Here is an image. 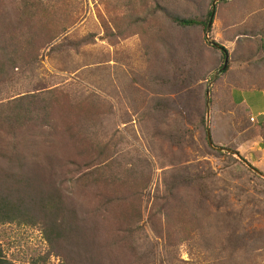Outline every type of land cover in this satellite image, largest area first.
<instances>
[{"label":"rangeland","instance_id":"374dc122","mask_svg":"<svg viewBox=\"0 0 264 264\" xmlns=\"http://www.w3.org/2000/svg\"><path fill=\"white\" fill-rule=\"evenodd\" d=\"M240 74L264 89V0H0V205L59 200L0 224L6 259L264 264Z\"/></svg>","mask_w":264,"mask_h":264},{"label":"trees","instance_id":"16d2710c","mask_svg":"<svg viewBox=\"0 0 264 264\" xmlns=\"http://www.w3.org/2000/svg\"><path fill=\"white\" fill-rule=\"evenodd\" d=\"M215 12H216L215 9L210 10L207 13L206 21H201L198 19H191V18L186 19V18H180V17H176L173 20L177 25L184 27V28H192V27H198V26H204L205 28L209 24L211 18L215 15ZM223 53H224L223 58L225 60L226 54H227L226 49H223ZM228 70H229V66H227V69L223 72L226 73L228 72ZM208 139H209V136H208ZM32 200L33 201L31 202L32 203L31 207L25 206V204L27 203L23 201H21L19 206H15V207H9L7 205H3L1 207L0 205V224L7 223V222H16L18 220L32 222L31 218H34L33 215L36 213L37 210L41 211V209H43V211L46 213L49 211V207L51 203L55 205L59 204V200H51V199L44 200V199H39L38 196L33 197ZM29 204L30 203H28L27 205ZM49 213L50 215L52 214L55 216V214L52 211H49ZM60 235L61 237L64 236L62 235L61 232H60ZM0 264H14L6 259L1 247H0Z\"/></svg>","mask_w":264,"mask_h":264},{"label":"crops","instance_id":"0c3cea01","mask_svg":"<svg viewBox=\"0 0 264 264\" xmlns=\"http://www.w3.org/2000/svg\"><path fill=\"white\" fill-rule=\"evenodd\" d=\"M253 78L254 77L240 74L238 81L234 83L235 88L231 90V102L234 107L243 109L246 112L247 117H251L253 120H255L254 118H257L258 123L263 122L264 124V89H245L241 86L245 84H260L257 81H251ZM259 119H263V121H260Z\"/></svg>","mask_w":264,"mask_h":264},{"label":"water","instance_id":"95a60500","mask_svg":"<svg viewBox=\"0 0 264 264\" xmlns=\"http://www.w3.org/2000/svg\"><path fill=\"white\" fill-rule=\"evenodd\" d=\"M214 17V16H213ZM213 17L211 18L209 24H208V27H207V30L209 31L212 27V24H213ZM215 47H218L219 49H221L223 51L224 48H222L221 46L217 45V44H214ZM228 63H229V56L226 54V58H225V63H224V66L222 68L221 71H225L227 69V66H228ZM208 136H209V142L212 143L211 141V134L210 132L208 131Z\"/></svg>","mask_w":264,"mask_h":264},{"label":"built area","instance_id":"2783aa9c","mask_svg":"<svg viewBox=\"0 0 264 264\" xmlns=\"http://www.w3.org/2000/svg\"><path fill=\"white\" fill-rule=\"evenodd\" d=\"M253 120V119H252Z\"/></svg>","mask_w":264,"mask_h":264}]
</instances>
